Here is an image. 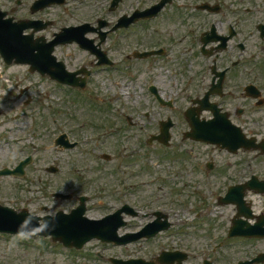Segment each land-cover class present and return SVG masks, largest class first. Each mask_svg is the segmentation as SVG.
Here are the masks:
<instances>
[{
    "label": "rangeland",
    "instance_id": "374dc122",
    "mask_svg": "<svg viewBox=\"0 0 264 264\" xmlns=\"http://www.w3.org/2000/svg\"><path fill=\"white\" fill-rule=\"evenodd\" d=\"M124 2L114 13L105 14L106 18L115 20L118 15L132 11L139 0H124ZM20 8L22 14L29 12L26 1ZM49 12L51 13L48 15L55 19V25L49 30V34L63 25L81 23L82 19L79 15L87 19L100 13L98 9L91 10L90 6H82L79 1L72 2L67 9H52ZM176 20L174 9H167L160 19L147 26L136 24L137 26L127 32L114 34L107 46L110 44L108 49L110 55L121 61L117 64L118 69L94 67L91 86L86 92L81 93L85 97L84 100L77 98L75 93L59 87V83L48 76L31 74L25 65L5 67L0 59V70L2 69L0 119L3 120L0 127V168L5 165L14 166L29 154H33L34 157L33 162L27 167L28 173L25 179L0 177V202L19 207L26 206L32 213L38 215L55 214L59 210L69 211L75 206V201L57 200L52 197L54 191H67L65 187L70 185L68 191L77 194L78 183L89 184L94 186L92 191L84 185L81 189L92 196L88 204L90 207L88 214L99 217L111 212L116 205H121L130 197L131 190L125 191L124 186H114L118 181L123 180L129 184L138 183L137 199L152 207L160 204L161 209L177 215L175 219H179L178 223L184 224H176L178 227L189 231L187 236H183V233L176 236L164 235L165 246L175 245L181 236L186 244L203 246L209 239V232H212V230L205 232V229L211 226L218 228L215 231L217 235L223 236L227 233L231 224L230 218L235 214L236 209L232 205H220L218 196L226 193L229 184L243 181L252 173L264 177V156L256 157L253 153L243 152L231 154L204 143L182 138V130L187 128L184 112L195 93L205 83L204 77L196 76L201 59L197 58L198 51L193 45V40L186 41L187 43L176 49L175 59L183 55L188 58L187 60L174 62L170 59L148 58L144 61L137 58L129 60L123 58L124 54L134 47H139L140 43L148 47V45H157L161 39L172 40L179 36L184 30V24H177ZM57 55L66 60L72 68L80 64H91L94 61L92 56L79 50L75 45L59 48ZM202 63H205V60ZM149 75L157 76L154 78L162 86L161 91L166 98L175 102L180 100V109L172 111L167 107L159 108L146 86ZM195 76L197 86L194 89L192 87L185 89ZM3 77L7 80L19 81L18 89L13 90V94L8 92L7 83L11 85V81L8 82ZM21 88L28 89L19 97ZM29 98L32 100L27 103ZM97 102L101 105L110 104L117 118V113L121 114V109L125 108L127 112L133 114L137 125L135 127L125 125L126 128L117 131L115 135L114 130L111 129H108L107 134L101 132L102 136L89 135L83 138L80 148L71 151L56 146L55 139L62 133L61 120L68 124L76 137H84L94 134L97 130L96 125L91 122L92 118H101L102 122L109 119L111 108L107 107L108 110L106 109L103 115L102 110L94 106ZM244 103L245 106H251L246 112L247 119L251 120L249 125H259L261 119L260 126H263L264 106L256 108L252 102ZM239 104L240 98L232 100L229 110L232 111V108L235 109ZM146 112L148 114L145 117ZM166 115H172L176 121L171 145L165 146L157 141L152 145L149 144V133H158L159 123ZM261 133H264V129ZM93 149L95 152L91 153ZM102 153H110L111 160L102 159ZM196 160L202 162L204 167H201V170L198 166L195 167ZM207 161H214L215 164L210 176L212 188L206 183L203 172ZM249 162H252V168L248 165ZM185 163L187 167L183 170ZM120 165H123V169ZM51 166H58L60 170L57 173L47 171ZM116 168L121 170L119 174L113 173ZM178 170L180 173H177ZM244 170L247 172L240 177L238 172ZM99 183L105 187V191L101 189ZM247 197L253 200V207L257 213L264 211V195L248 193ZM111 199L116 201L112 202ZM197 222L199 224L195 227ZM192 230L195 232H191ZM175 231L176 228L173 232ZM224 240L227 246L218 253L221 263H225V258L228 259V263H234L236 258L252 259L256 254L264 251V239L224 238ZM156 245H160L159 239L157 243L149 246L138 244L114 250L108 248L103 250V247L99 246L97 250L93 249L89 252L91 256L80 257L79 263L110 264L106 261L108 256H121L123 252L130 253V251L131 254L143 251L140 255L150 258L156 252H160ZM19 246L20 244L13 241L0 240V261L5 260V253L2 250L7 247L16 256L18 255V264H23L20 260L28 261L26 264H72L71 253L60 247H51L46 253L28 254V259L23 260L25 255L20 256L23 248ZM97 251L108 256L101 258L95 254Z\"/></svg>",
    "mask_w": 264,
    "mask_h": 264
},
{
    "label": "flooded vegetation",
    "instance_id": "af4514ba",
    "mask_svg": "<svg viewBox=\"0 0 264 264\" xmlns=\"http://www.w3.org/2000/svg\"><path fill=\"white\" fill-rule=\"evenodd\" d=\"M0 1L2 8L17 17L22 11L20 7L24 1L28 5L31 0H15V4L13 0ZM202 3H211L213 7L200 9L199 5ZM31 7L32 5L28 6L29 12ZM172 7L177 15V24H184L183 31L191 28L189 39L193 40L198 51L197 58L201 59L196 76L205 78V83L195 93L191 103L202 99L213 88L216 92L211 96V101L217 103L223 111H230L231 101L240 98V104L235 109L232 108L233 116L240 125L244 123L252 128L249 125L251 120L244 121L242 117L247 118L246 112L251 109L244 102H252L256 108L264 106V0H175ZM43 13H47V10L41 12V15ZM206 40H209L207 52L202 46ZM203 60L205 63H202ZM196 76L191 79L192 89L197 86ZM145 224L135 226V229H126V232L138 231ZM128 225L129 221L126 220L125 227ZM173 226L172 222L171 228ZM181 245L182 243L170 246L166 251L173 252ZM184 246L189 250L193 245ZM156 247L163 250L162 244ZM49 250L46 246H33L31 251H23L20 256L25 255L23 260H27L30 252L46 253ZM2 251L5 253V260L0 261V264H18V255L7 248ZM190 258L191 256H186V263ZM192 261L191 264H196L197 258L193 257ZM20 262L26 264L28 261ZM173 264H178V261Z\"/></svg>",
    "mask_w": 264,
    "mask_h": 264
},
{
    "label": "water",
    "instance_id": "95a60500",
    "mask_svg": "<svg viewBox=\"0 0 264 264\" xmlns=\"http://www.w3.org/2000/svg\"><path fill=\"white\" fill-rule=\"evenodd\" d=\"M6 15L5 12H0V52L5 56L6 60L9 62L12 60V58H16L17 62H28L35 65L33 68H40L41 70H45L47 66L50 64H53L55 61V57L52 56V51L54 49L55 44L59 43L57 40L52 42V44L49 47V50H45L43 52V55H40L39 52H36V50L39 47V44L36 43L32 39V35H24L23 32L25 29L30 28V24L26 22H13V19H3ZM64 36V35H62ZM70 38H72L70 36ZM56 66V75H54V78H57L61 81L68 80L71 82V79L75 75L74 73L65 72L63 67L64 65L62 63H54ZM66 78V79H65ZM193 116L191 115V112L189 111V117ZM166 128L169 127V125H165ZM164 126V128H165ZM195 129V136L197 138L201 139H207L214 142H224L225 144L232 145V139L228 137L226 133L222 131V126L220 124H217L216 122L211 123H195L194 125ZM164 136H167L165 140L168 139V130H164ZM62 143V137L57 139V144ZM69 147H72L73 145H68ZM31 158L27 159L26 161L22 162L21 166L18 169H22L23 166H25L27 163H29ZM245 190L244 186H238L234 188L233 190H230L227 198L225 199L226 202H237L239 204L240 213L239 214H246L247 217L251 216L250 210L248 213L245 211V202L240 198V195H243ZM257 190L264 192V182L261 184V188H258ZM84 212V208L80 207L76 211H74L75 215L80 216ZM27 214V215H26ZM65 215H58L55 218H50L42 227V229H49L51 228V232L53 234H64L63 236H57L55 238H61L64 240L76 238L79 240L80 244H83L86 240L94 236L95 234L98 235L97 231H90L86 233L83 237L79 236L76 237L74 234L64 233L63 229L66 227V222L64 221ZM28 213L23 211L22 213H17L13 209H10L8 207H3L0 205V229H18L20 227H23L24 224L27 225L28 223H31L32 220L28 219ZM69 218V217H68ZM28 220V223L26 222ZM95 223V222H92ZM235 227L232 229L237 233L246 234V235H253V236H264V224H257L255 226L249 225L247 221L241 222V220H235ZM244 224H247L244 226ZM84 225L86 227V223L84 222ZM87 228L89 230L92 229V227H89L87 225ZM70 230L67 228V231ZM264 260V254L257 257L253 261H246L241 264H250L256 261Z\"/></svg>",
    "mask_w": 264,
    "mask_h": 264
}]
</instances>
